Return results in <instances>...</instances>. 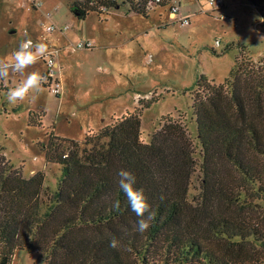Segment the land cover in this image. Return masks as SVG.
I'll list each match as a JSON object with an SVG mask.
<instances>
[{
  "label": "trees",
  "instance_id": "trees-1",
  "mask_svg": "<svg viewBox=\"0 0 264 264\" xmlns=\"http://www.w3.org/2000/svg\"><path fill=\"white\" fill-rule=\"evenodd\" d=\"M248 1L264 18V0ZM120 3L144 15L166 5L75 0L71 11L84 19ZM239 45L225 81L201 75L195 82L197 141L182 119L162 116L145 142L140 114L158 98H139L82 142L48 132L45 159L61 170L49 193L43 172L23 175L0 146V264L17 249L36 253L40 264H264V58ZM33 115L29 123L40 124ZM122 168L155 212L143 234L117 183ZM112 238L118 248L109 247Z\"/></svg>",
  "mask_w": 264,
  "mask_h": 264
},
{
  "label": "rangeland",
  "instance_id": "rangeland-1",
  "mask_svg": "<svg viewBox=\"0 0 264 264\" xmlns=\"http://www.w3.org/2000/svg\"><path fill=\"white\" fill-rule=\"evenodd\" d=\"M74 1L40 0V6L28 9L25 0H0V59L31 38L53 47L59 64L55 70L61 71L59 97L45 83L42 92L34 93L35 100L12 104L7 99L9 89L29 73L45 72L44 59L24 74L0 81V146L23 175L44 173L46 193L57 187L61 173L60 165L44 156L49 131L82 142L87 132L97 130L101 118L110 122L113 115L133 110L139 98L155 96L158 99L140 114L143 140L149 142L160 118L169 116L182 119L197 141L192 99L199 76L225 81L241 52L239 43L253 59L264 58V18L248 0H224L214 10L208 0H182L188 24L169 17L167 5L151 6L144 15L125 3L78 19L71 11ZM50 23L56 29L45 32L43 26ZM86 41L91 48L77 46ZM227 44L229 49L214 54ZM31 111L40 124L29 123ZM37 258L34 252L17 249L10 264H40Z\"/></svg>",
  "mask_w": 264,
  "mask_h": 264
},
{
  "label": "clouds",
  "instance_id": "clouds-1",
  "mask_svg": "<svg viewBox=\"0 0 264 264\" xmlns=\"http://www.w3.org/2000/svg\"><path fill=\"white\" fill-rule=\"evenodd\" d=\"M43 29L45 32H50L53 30V26L45 24ZM50 55L51 52L46 42L34 43L31 38L22 41L18 50L7 58L0 59V81H6L10 74H24L26 69L32 67L41 59H48ZM46 80L47 78L39 72L29 73L15 87L9 89L7 92L8 101L15 104L30 97L35 100L34 93L43 91ZM117 176L119 189L126 197L131 211L139 218L136 223V231L143 234L151 227L155 212L152 210L144 190L136 187L137 178L131 171L122 168L118 171ZM160 199L164 200L165 197L161 195ZM115 206L119 207V201L115 202ZM119 243L116 238H112L109 247L118 248Z\"/></svg>",
  "mask_w": 264,
  "mask_h": 264
},
{
  "label": "built area",
  "instance_id": "built-area-1",
  "mask_svg": "<svg viewBox=\"0 0 264 264\" xmlns=\"http://www.w3.org/2000/svg\"><path fill=\"white\" fill-rule=\"evenodd\" d=\"M31 2V5L36 8L40 6L41 2L40 0H28ZM156 1H165L166 5L168 6V13L171 16V18L175 20H179L181 24H188L189 23V17H183L180 11V0H156ZM209 5L212 7L211 9H216L223 4H225L224 0H208ZM220 17L222 19L226 18V14H221ZM51 24V23H50ZM53 26V30H55V25L51 24ZM52 30V31H53ZM78 47H84V48H90L92 47L91 42H79L77 43ZM51 61V63H49ZM44 62L46 64V70L42 74L44 75L47 80L46 83H49L50 91H52L54 94H60V83L57 81V79H54L55 76V69H54V59L53 55L51 54L48 59H44ZM51 82H53V85L51 86Z\"/></svg>",
  "mask_w": 264,
  "mask_h": 264
},
{
  "label": "crops",
  "instance_id": "crops-1",
  "mask_svg": "<svg viewBox=\"0 0 264 264\" xmlns=\"http://www.w3.org/2000/svg\"><path fill=\"white\" fill-rule=\"evenodd\" d=\"M21 1H23V0H21ZM26 1V8H34L32 5H31V2H28V0H25ZM25 3V2H24ZM181 3H182V0H181ZM181 5V4H180ZM31 6V7H30ZM115 8H117V7H115ZM34 9H36V8H34ZM180 11H181V14H182V16H183V12H182V10H181V6H180ZM168 16L169 17H171L170 15H169V13H168ZM183 17H185V16H183ZM189 22H190V18H189ZM48 46H49V49H50V52H51V54L53 53V51H55L54 49H53V47H50V44H48ZM91 48V47H90ZM61 52V51H60ZM53 55V54H52ZM60 55V54H59ZM59 64H58V62L56 61V60H54V69L58 66ZM46 70V69H45ZM60 73H61V71H60V69H58L57 70V72H56V70H55V76H54V79H57L58 80V82L59 83H61V78H60ZM60 86H62L61 84H60ZM62 93V92H61ZM61 95V94H60ZM109 122V120H105L104 118H101V124H98L96 127H97V129H99V128H101L102 126H104V125H106L107 123Z\"/></svg>",
  "mask_w": 264,
  "mask_h": 264
}]
</instances>
